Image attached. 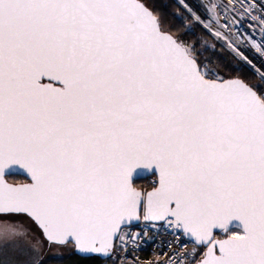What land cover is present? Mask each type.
<instances>
[{
  "label": "snow or ice",
  "instance_id": "obj_1",
  "mask_svg": "<svg viewBox=\"0 0 264 264\" xmlns=\"http://www.w3.org/2000/svg\"><path fill=\"white\" fill-rule=\"evenodd\" d=\"M160 2L0 0V264H264V0Z\"/></svg>",
  "mask_w": 264,
  "mask_h": 264
},
{
  "label": "trees",
  "instance_id": "obj_2",
  "mask_svg": "<svg viewBox=\"0 0 264 264\" xmlns=\"http://www.w3.org/2000/svg\"><path fill=\"white\" fill-rule=\"evenodd\" d=\"M149 3L151 6H155V7H162V4L160 2V0H149ZM167 12H170L173 10L171 3H169V7L167 9H164ZM221 57V60L227 64L229 67L232 66V64L235 63V61L231 60V58L228 56V54L226 52L223 53H218ZM245 79L249 82V83H256V79L253 78L251 72L245 71L243 73ZM149 178L150 177H146V178H141V179H136L134 180V184L137 187H141L145 190L149 189L151 186V183L149 182ZM7 179L9 181H13V182H17L20 180H24V177L20 176V175H9L7 176ZM102 258L96 256V255H91V256H81L78 255L76 253H74L73 251H71L70 253H67L66 255H62V256H56V255H49V256H45V264H101Z\"/></svg>",
  "mask_w": 264,
  "mask_h": 264
},
{
  "label": "built area",
  "instance_id": "obj_3",
  "mask_svg": "<svg viewBox=\"0 0 264 264\" xmlns=\"http://www.w3.org/2000/svg\"><path fill=\"white\" fill-rule=\"evenodd\" d=\"M230 2H231V0H220V3L225 4V5L230 4ZM155 179H156L155 177H151V178H149V182L152 184ZM160 239L167 240V239H169V237H167V236L160 237V238H158L157 243H159ZM188 247H189V249H191V244H189ZM162 251H167V249L166 248L161 249V248L157 247L156 244L149 241L147 244L142 245L141 250H139L136 253V255H138L141 260L154 259V252L155 253H161ZM101 264H111V261L106 260L104 258V259H102Z\"/></svg>",
  "mask_w": 264,
  "mask_h": 264
},
{
  "label": "water",
  "instance_id": "obj_4",
  "mask_svg": "<svg viewBox=\"0 0 264 264\" xmlns=\"http://www.w3.org/2000/svg\"><path fill=\"white\" fill-rule=\"evenodd\" d=\"M11 175H20V176H22V177H24V180L23 181H17V182H15V183H20V182H26V180H27V177H26V174L24 173V171L22 170V169H20V170H18V171H16V172H14V173H12ZM150 176H152V174H150V172H144L142 175H140V176H136L135 174H134V176H133V181L134 180H136V179H141V178H146V177H150ZM154 176V175H153ZM155 177V176H154ZM156 178V177H155ZM9 182H13V181H9ZM137 187V186H136ZM138 189H141V187H137ZM143 189V188H142ZM147 190H150V188L149 189H147ZM73 252L74 253H76V254H78V255H81V256H91V255H96V256H98V257H100V258H104L103 256H101L100 254H82V253H78V252H76V251H74L73 250Z\"/></svg>",
  "mask_w": 264,
  "mask_h": 264
},
{
  "label": "rangeland",
  "instance_id": "obj_5",
  "mask_svg": "<svg viewBox=\"0 0 264 264\" xmlns=\"http://www.w3.org/2000/svg\"><path fill=\"white\" fill-rule=\"evenodd\" d=\"M71 251H73L71 247L52 248L51 250L45 249V256H49V255L62 256V255H66L67 253H70Z\"/></svg>",
  "mask_w": 264,
  "mask_h": 264
},
{
  "label": "flooded vegetation",
  "instance_id": "obj_6",
  "mask_svg": "<svg viewBox=\"0 0 264 264\" xmlns=\"http://www.w3.org/2000/svg\"><path fill=\"white\" fill-rule=\"evenodd\" d=\"M20 181H23V179H22V180H20Z\"/></svg>",
  "mask_w": 264,
  "mask_h": 264
}]
</instances>
